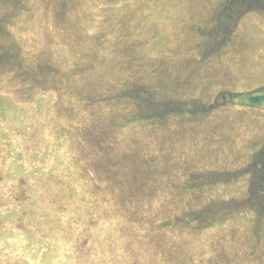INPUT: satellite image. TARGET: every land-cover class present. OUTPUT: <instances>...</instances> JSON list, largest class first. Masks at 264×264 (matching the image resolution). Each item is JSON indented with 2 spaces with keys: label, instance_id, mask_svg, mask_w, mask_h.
Here are the masks:
<instances>
[{
  "label": "rangeland",
  "instance_id": "rangeland-1",
  "mask_svg": "<svg viewBox=\"0 0 264 264\" xmlns=\"http://www.w3.org/2000/svg\"><path fill=\"white\" fill-rule=\"evenodd\" d=\"M244 1L0 0V264H264V0L228 39L217 13Z\"/></svg>",
  "mask_w": 264,
  "mask_h": 264
},
{
  "label": "trees",
  "instance_id": "trees-1",
  "mask_svg": "<svg viewBox=\"0 0 264 264\" xmlns=\"http://www.w3.org/2000/svg\"><path fill=\"white\" fill-rule=\"evenodd\" d=\"M255 1H263V0H255ZM248 2L249 1H245L246 3L245 7L243 9H240L241 11H231V12L229 11L228 13H225V15H227V22H228V25L226 24L225 26L229 27L227 28L229 32L234 31L233 30L234 24L237 22L236 18L240 16V12H242V10L245 11L246 9H248V6H247ZM254 6L256 7L258 5H254ZM233 18L236 20L233 21ZM0 58L1 59L5 58V55L1 52H0ZM252 95H255V94H252ZM259 97L260 96L252 97L253 98L252 101L255 102L259 100ZM250 105H254V104H250ZM244 168H245L244 172L249 170L251 174L250 181H249V195L246 197V201H250L251 199H254V197L258 198L257 203H255L256 205L251 206L252 207L251 209L260 218L262 213H264V144L261 146V148L258 151L254 153L252 160L249 162L248 166L247 167L245 166ZM192 177H196V176H192ZM210 205H213V204L211 203ZM210 205H207L205 207L206 210L203 209V210L194 211L193 213H195V216H192L193 213L191 215L189 213L186 216L180 215L177 220L181 222L182 224H190V223L195 222L194 223L195 225H198L206 229L208 225H209L208 227H210V223L213 224V221L216 220V218H220L221 216L220 210L227 209L226 211H230L234 208L237 209V207L234 204H233L234 205L233 208L230 207L229 209H228V206L227 207L225 205L222 206L223 204L220 205V207L218 208L211 207ZM222 215L224 216L223 213ZM9 264H11V262H9Z\"/></svg>",
  "mask_w": 264,
  "mask_h": 264
},
{
  "label": "flooded vegetation",
  "instance_id": "flooded-vegetation-1",
  "mask_svg": "<svg viewBox=\"0 0 264 264\" xmlns=\"http://www.w3.org/2000/svg\"><path fill=\"white\" fill-rule=\"evenodd\" d=\"M225 1H227V0H225ZM228 1H230V0H228ZM246 1V0H245ZM244 1V2H245ZM223 3H226V2H223ZM228 3V2H227ZM222 8H223V6H222ZM221 8V9H222ZM221 9H220V11L219 12H217L218 13V20L220 21V20H222V19H224L223 20V23L225 22V23H227V15H225V13H228V12H225V11H221ZM209 32H210V30H209ZM213 33H216V30H214L213 31ZM234 32L232 31V32H229L227 29H224V31H223V33L220 31V34L222 35V38L221 39H228V38H230L231 36H232V34H233ZM203 55V54H202ZM185 84H177L176 86H175V88H176V90H179L180 88H182L183 86H184ZM218 104V98H217V96L215 97V98H213V100L211 101V102H209L208 104H206V105H204V106H206L207 108L208 107H214V106H216ZM204 106L202 105V107H200L199 108V110L200 109H202L203 108V110H204Z\"/></svg>",
  "mask_w": 264,
  "mask_h": 264
}]
</instances>
